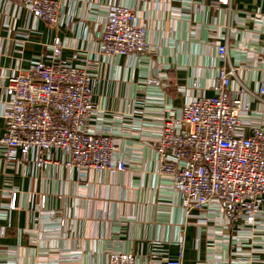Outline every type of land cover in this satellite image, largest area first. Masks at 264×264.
<instances>
[{"label": "crops", "instance_id": "crops-1", "mask_svg": "<svg viewBox=\"0 0 264 264\" xmlns=\"http://www.w3.org/2000/svg\"><path fill=\"white\" fill-rule=\"evenodd\" d=\"M60 1L63 24L55 30L17 0H0V138L7 77L37 60L49 63L60 41L64 60L85 65L78 55L92 67L89 129L115 139L116 159L127 169L69 170L60 152L42 167L0 156V264H107L116 253L135 254L142 263L157 253L160 260L182 254V264H264V221L231 226L218 205L188 213L156 153L164 116L215 95L224 64L220 46H227L235 68L231 88L250 108L241 114L244 133L264 129V102L257 97L264 0ZM117 4L130 7L146 28L145 52L111 57L101 51L107 13Z\"/></svg>", "mask_w": 264, "mask_h": 264}, {"label": "built area", "instance_id": "built-area-1", "mask_svg": "<svg viewBox=\"0 0 264 264\" xmlns=\"http://www.w3.org/2000/svg\"><path fill=\"white\" fill-rule=\"evenodd\" d=\"M17 2L55 30L63 24L60 0ZM146 36L135 12L117 4L107 13L100 48L111 57L140 54L147 49ZM63 51L58 41L51 47L49 63L37 60L29 69L7 77L3 88L9 103L0 156L8 161H35L42 167L53 163L51 153L60 152L67 157L69 170L125 171L126 164L116 159L115 139L89 129L92 67L78 55L74 58L85 65L64 60ZM219 57L224 64L215 95L186 103L179 116L163 117L156 144L158 163L161 173L173 179L188 213L208 212L218 205L231 226H257L264 221V129L255 127L249 136L244 133L241 114L250 108L231 88L235 68L227 46L219 47ZM257 97L264 102V78ZM15 201L12 193V209ZM158 255L152 253L142 263L135 254L116 253L107 264H182V254L163 260Z\"/></svg>", "mask_w": 264, "mask_h": 264}]
</instances>
